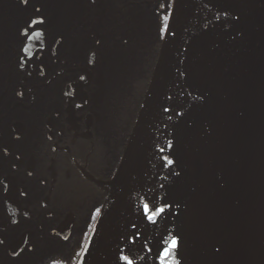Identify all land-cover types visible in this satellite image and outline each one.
Returning a JSON list of instances; mask_svg holds the SVG:
<instances>
[{
    "label": "water",
    "instance_id": "1",
    "mask_svg": "<svg viewBox=\"0 0 264 264\" xmlns=\"http://www.w3.org/2000/svg\"><path fill=\"white\" fill-rule=\"evenodd\" d=\"M257 7V0H174L80 264H95L98 256L99 264H123L122 237L137 230L148 244L134 247L135 264H155V249H148L164 236L176 204L180 264H264V20ZM164 156L174 164L164 167ZM153 200L173 206L148 225L141 206Z\"/></svg>",
    "mask_w": 264,
    "mask_h": 264
},
{
    "label": "flooded vegetation",
    "instance_id": "2",
    "mask_svg": "<svg viewBox=\"0 0 264 264\" xmlns=\"http://www.w3.org/2000/svg\"><path fill=\"white\" fill-rule=\"evenodd\" d=\"M168 1L0 0V264H80L139 107L117 26L141 4L163 23Z\"/></svg>",
    "mask_w": 264,
    "mask_h": 264
},
{
    "label": "trees",
    "instance_id": "3",
    "mask_svg": "<svg viewBox=\"0 0 264 264\" xmlns=\"http://www.w3.org/2000/svg\"><path fill=\"white\" fill-rule=\"evenodd\" d=\"M174 0H169L167 2V7H169V10L167 13L165 12L163 17L165 15L169 16L170 20V14L169 12L172 10ZM159 4V2H158ZM142 7H144V10L146 12L145 15V21L140 22L139 19H136V22L133 21L132 16L135 15V17H140L142 12ZM151 12V8L149 5H137L136 8L133 10V12L130 11L127 14V22L119 23L117 26L121 33H129V40L133 42V40L136 38L137 44L135 45V48L137 50V57L134 60V68L130 67L131 61L125 58L126 53H116L113 51L112 53H109V57H120L122 60H120L117 63V67L119 68V71L121 70L126 76H129L127 83L129 84V91L133 93L134 91L137 93L138 101H139V107L137 115L134 119V125L137 121L138 114L140 112V109L142 107L143 101L145 99L146 93L148 91L152 75L154 72V68L158 62L159 56H160V50L161 45L163 43L165 34H162L160 29L164 26V23H158L155 21V19L152 16V14H149ZM156 17H159V15H156ZM169 24V21L167 22ZM105 33H108V30H104ZM116 49H121L119 47H115ZM143 50V65L144 69L140 70V60H139V52ZM132 64V63H131ZM134 126L132 127L133 130ZM186 245V244H185ZM184 246V243H183ZM187 246V245H186ZM155 264H157V261H155Z\"/></svg>",
    "mask_w": 264,
    "mask_h": 264
},
{
    "label": "snow or ice",
    "instance_id": "4",
    "mask_svg": "<svg viewBox=\"0 0 264 264\" xmlns=\"http://www.w3.org/2000/svg\"><path fill=\"white\" fill-rule=\"evenodd\" d=\"M26 3L27 0H24ZM163 7V6H162ZM164 20V26L160 29L161 33H167L168 32V21L169 16L165 15L163 17ZM32 24L36 23H43V20L40 21L33 20L31 22ZM27 31V30H26ZM174 35V33H171ZM34 36H42L43 33L40 31L33 32ZM27 39H32V36H28ZM26 50V47L25 49ZM30 55V53H29ZM83 79V77H81ZM165 111H168V109H165ZM168 147H172V142L169 141ZM161 152L164 151L163 148L160 149ZM163 160L165 161L164 167H168L170 165L174 164V160L168 158L167 156L163 157ZM173 206L172 202H165L160 203L156 200L146 202L142 204V215L141 219L146 220L148 225H155L158 221V218H162L164 215H167V209L171 208ZM97 213L100 212V209L96 210ZM131 228L138 229V226L136 223L131 224ZM141 232L139 230L126 233L124 237L127 240L128 243V253L125 254L123 250H119L118 255V261H122L123 264H135V260L133 259L134 256V247L139 243L141 247H147L148 244V238L145 237L141 239ZM2 243V241H0ZM85 248H87V245H85ZM153 249L155 251L153 252ZM179 249V237L177 235L172 234L171 232H168L167 236H161L160 239L156 241V244L153 246V248H149V252H153V257L157 261V264H180V261L175 258L177 252Z\"/></svg>",
    "mask_w": 264,
    "mask_h": 264
},
{
    "label": "rangeland",
    "instance_id": "5",
    "mask_svg": "<svg viewBox=\"0 0 264 264\" xmlns=\"http://www.w3.org/2000/svg\"><path fill=\"white\" fill-rule=\"evenodd\" d=\"M154 70H155V68H154ZM153 74H154V72H153ZM182 223L183 222H182V218L180 215L179 206L176 204V206L172 212L171 219H170L168 228L166 229L164 236H167L168 232H171L172 234L177 235L179 237V241L181 242L180 236H181V232H182ZM177 255H179V251L177 252L175 258H177Z\"/></svg>",
    "mask_w": 264,
    "mask_h": 264
},
{
    "label": "bare ground",
    "instance_id": "6",
    "mask_svg": "<svg viewBox=\"0 0 264 264\" xmlns=\"http://www.w3.org/2000/svg\"><path fill=\"white\" fill-rule=\"evenodd\" d=\"M257 4H258V7L256 9L257 14L259 15V17L261 16L264 20V0H257ZM262 33L264 36V27H262ZM99 262H100V256L96 258L95 264H99Z\"/></svg>",
    "mask_w": 264,
    "mask_h": 264
}]
</instances>
